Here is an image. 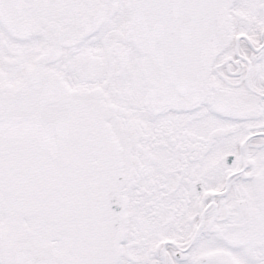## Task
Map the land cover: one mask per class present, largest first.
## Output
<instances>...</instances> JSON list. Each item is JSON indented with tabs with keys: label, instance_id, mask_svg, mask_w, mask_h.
Listing matches in <instances>:
<instances>
[{
	"label": "snow or ice",
	"instance_id": "snow-or-ice-1",
	"mask_svg": "<svg viewBox=\"0 0 264 264\" xmlns=\"http://www.w3.org/2000/svg\"><path fill=\"white\" fill-rule=\"evenodd\" d=\"M0 264H264V0H0Z\"/></svg>",
	"mask_w": 264,
	"mask_h": 264
}]
</instances>
